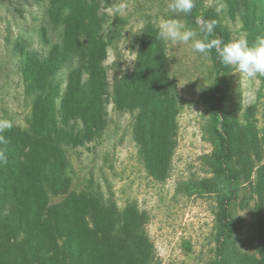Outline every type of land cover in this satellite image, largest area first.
<instances>
[{"label":"rangeland","instance_id":"374dc122","mask_svg":"<svg viewBox=\"0 0 264 264\" xmlns=\"http://www.w3.org/2000/svg\"><path fill=\"white\" fill-rule=\"evenodd\" d=\"M62 1L0 0V120L10 121V129L30 133L33 114L44 104V97L32 93L23 74L26 61H22L19 44L24 45V52L30 49L44 56L62 40L74 59L69 64L75 67L78 60L98 53L95 43L100 41L105 51L99 94L104 127L82 146L66 149L69 192L97 193L106 203L114 202L118 208L130 205L144 213L145 233L153 252L149 264H219L224 258L234 264L235 253L255 255L256 233L250 219L256 216L264 226V203L260 206L264 199L259 201L258 195L250 194L247 184L240 185L242 196L232 206L233 238L225 248L217 241V196L202 185L203 179L211 177L206 157L214 150L215 141L211 111L204 106L202 95L215 85L224 87L223 102L238 123L242 160L255 166L251 174L255 182V172L264 163V77L250 79L236 73L212 51L207 56L193 52L190 43H165L159 38L158 25L163 20H177L197 31V39H203V13L214 10L229 32L227 43L243 38L252 46L264 38V23L248 12L245 0H195L189 14L171 12L170 0H82L92 13L85 23L94 28L85 33L63 23L69 11L60 8ZM139 51L150 53L153 64L162 68L164 90L170 96L172 114H176L175 143L162 180L149 175L134 139L141 109L117 104L115 98L118 93L129 97L128 87L134 81L128 78L136 72ZM69 64L56 76L59 94L64 96L73 80L68 75ZM61 199L51 197V202ZM21 248L11 253L12 264H23ZM24 255L30 264L26 251ZM116 264L124 262L120 258Z\"/></svg>","mask_w":264,"mask_h":264},{"label":"trees","instance_id":"16d2710c","mask_svg":"<svg viewBox=\"0 0 264 264\" xmlns=\"http://www.w3.org/2000/svg\"><path fill=\"white\" fill-rule=\"evenodd\" d=\"M245 1L248 12L264 23V0ZM60 8L69 11L63 23L93 32L92 24L85 23L92 13L82 0H63ZM212 20L217 24L209 40L220 39L227 44L229 32L217 13L205 11L203 24ZM95 45L98 53L78 60L73 67L69 64L74 61L71 51L62 40L44 56L30 49L24 52V45L19 44L24 53L22 61H26L23 74L32 93L44 97V104L33 114L30 133L13 129L0 132V154L4 157L0 160V264H12L11 253L19 246L23 264H28L25 251L30 264H116L120 258L124 264H149L153 257L144 213L130 205L118 208L114 202L106 203L97 193L69 192L66 149L82 146L104 127L99 94L104 83L101 61L105 51L100 41ZM212 54L218 59L214 49ZM66 64L70 67L68 75L73 77L67 97L59 94L56 81ZM161 69L159 63L153 64L150 53L139 51L136 72L128 78L134 81L128 87L129 97L115 96L117 104L141 109L134 139L149 175L156 180L167 174L177 133L176 114H172ZM223 89L215 85L202 95L204 106L211 111L215 140L214 150L206 157L211 177L203 179L202 185L217 196L216 237L225 248L236 231L232 206L242 196L240 185L247 184L250 194L258 195L259 201L264 199V163L255 172L256 181H251L255 166L242 160L238 123L225 108ZM51 197L62 199L52 203ZM250 220L256 233V254L235 253L234 264H264V226L258 224L256 216ZM219 264H228V260L224 258Z\"/></svg>","mask_w":264,"mask_h":264},{"label":"clouds","instance_id":"9594fccd","mask_svg":"<svg viewBox=\"0 0 264 264\" xmlns=\"http://www.w3.org/2000/svg\"><path fill=\"white\" fill-rule=\"evenodd\" d=\"M195 0H170L168 8L173 13H191ZM219 11V9H218ZM217 22L212 20L200 27L203 39H197V31L186 28L185 24L177 20H163L159 25L158 35L165 43L191 44L193 52L207 56L213 49L225 66L235 68L236 73L247 78L264 77V38L249 46L243 38L233 40L227 44L220 39L208 40L214 32ZM12 123L0 120V132L10 129ZM0 160H4L0 154ZM6 162V161H5Z\"/></svg>","mask_w":264,"mask_h":264}]
</instances>
